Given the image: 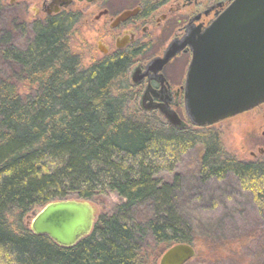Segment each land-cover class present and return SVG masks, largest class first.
<instances>
[{
  "label": "trees",
  "instance_id": "trees-1",
  "mask_svg": "<svg viewBox=\"0 0 264 264\" xmlns=\"http://www.w3.org/2000/svg\"><path fill=\"white\" fill-rule=\"evenodd\" d=\"M77 18L16 14L0 25V264H157L176 243L196 248L191 260L248 264L247 249L221 237L212 217L186 220L180 197L211 202L235 181L264 209V163L227 155L214 129L129 114L134 54L84 67L72 48ZM72 198L98 210L75 245L24 223L31 211Z\"/></svg>",
  "mask_w": 264,
  "mask_h": 264
},
{
  "label": "water",
  "instance_id": "water-1",
  "mask_svg": "<svg viewBox=\"0 0 264 264\" xmlns=\"http://www.w3.org/2000/svg\"><path fill=\"white\" fill-rule=\"evenodd\" d=\"M187 45L192 59L185 83V112L192 125L211 127L264 103V0H232L202 33L190 32L171 42L147 70L159 74ZM159 78L164 80L161 74ZM164 117L175 127L185 125L174 111H166ZM258 151L264 154V148ZM97 213L90 200H56L28 215L27 224L35 234L70 247L90 234ZM195 255L193 245L176 243L163 252L159 264H186Z\"/></svg>",
  "mask_w": 264,
  "mask_h": 264
},
{
  "label": "flooded vegetation",
  "instance_id": "flooded-vegetation-1",
  "mask_svg": "<svg viewBox=\"0 0 264 264\" xmlns=\"http://www.w3.org/2000/svg\"><path fill=\"white\" fill-rule=\"evenodd\" d=\"M5 1L0 0V9L10 11L4 6ZM231 1L9 0L7 4L10 8H18L21 11L18 14H24L31 21L59 13H72L78 16L74 27L77 25L86 27L94 33L98 58L111 57L120 53H133L128 74L131 85L136 88L141 109L153 112L164 120L166 111H174L179 116L183 111L186 116L185 83L192 59V50L187 45L164 65L159 72L164 77L163 81L158 73L147 70L149 62L155 57L163 56L169 44L174 40H181L190 32L202 33L205 27L220 15ZM31 9L33 15L30 17ZM123 14L126 15L121 18ZM94 58L97 57L91 60L93 61ZM180 118L185 123L183 128L192 125L187 118L186 120L181 116ZM164 122L171 127L181 129L170 125L166 119ZM201 129H210V127ZM262 135L264 136V130ZM252 154L256 155L254 152Z\"/></svg>",
  "mask_w": 264,
  "mask_h": 264
},
{
  "label": "rangeland",
  "instance_id": "rangeland-1",
  "mask_svg": "<svg viewBox=\"0 0 264 264\" xmlns=\"http://www.w3.org/2000/svg\"><path fill=\"white\" fill-rule=\"evenodd\" d=\"M8 1H5L4 6L8 7L7 9L10 11L4 8L3 10L0 9V25L6 19L15 17L16 14L21 12L16 7L10 8L7 4ZM29 15L30 17L33 15L32 9ZM72 48L82 55L84 67L92 63L91 59L93 57H98L96 39L94 38V33L89 28L79 27L78 25L74 27ZM127 112L135 114V116L154 117L152 112L141 109L137 94L133 95L127 107ZM180 116L186 120L183 111L180 112ZM156 118L159 124L165 123V119L161 121L160 118ZM188 128L199 129L194 125H190ZM210 128L221 134L223 148L227 155L239 161L264 163V154L258 151L260 147L264 148V136L262 135V131L264 130V104L254 110L251 109L243 114L241 113L226 119ZM252 152L256 155H253ZM181 171L183 174H186V170L182 169ZM233 183L235 184V188L223 186L225 190H219L218 187L216 194L219 197L211 202L208 201L209 198L203 201L194 200L195 198L187 192L188 198L180 197V200H185L180 205V211L182 210V214L186 220L199 218V221L201 220L200 224H208V217H212V220H215V226L219 227V231L221 227V237L229 240L237 249H247L245 255L248 253L247 262L249 264H264V209H261L260 203L250 193L240 189L237 182L234 181ZM105 203V206L109 209L112 205V200H107ZM103 208L105 209V207ZM39 210L35 209L33 211ZM33 211L29 213L30 216ZM24 223L26 226L28 225L27 217H25ZM249 236L251 237L249 238ZM162 254L161 252L157 259V264H159ZM186 264L209 263L201 259H195L188 261Z\"/></svg>",
  "mask_w": 264,
  "mask_h": 264
}]
</instances>
